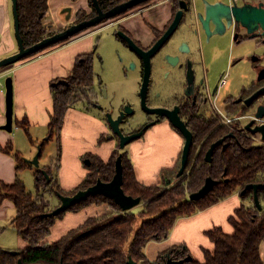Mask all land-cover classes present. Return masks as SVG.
Wrapping results in <instances>:
<instances>
[{
  "label": "trees",
  "instance_id": "16d2710c",
  "mask_svg": "<svg viewBox=\"0 0 264 264\" xmlns=\"http://www.w3.org/2000/svg\"><path fill=\"white\" fill-rule=\"evenodd\" d=\"M49 1L18 0L21 37L27 49L71 26L53 32L44 25V19L49 12ZM126 1L129 0H98V3L100 9L107 12ZM148 3L150 2H146ZM89 4L91 13L77 12V19L73 24L88 21L97 15L93 1L89 0ZM69 40L71 39L61 41L59 44ZM45 50L30 55L21 62ZM93 59V54L81 55L66 80L68 84L53 88L55 106L48 127L49 139L40 145V153L42 157L48 142L55 141L58 146L57 167L61 157L60 141L66 113L76 103L87 98V90L95 80ZM226 111L229 118L245 116L249 112L236 108L233 104ZM231 125V127L222 125L217 117L198 121L194 126V144L185 174L178 176L181 154L173 170L162 171L165 186L163 190L161 186L147 187L139 183L131 159L127 153H123L122 188L127 196L141 199L142 210L136 215L133 211H122L110 198L101 195L90 197L74 205L68 212L79 213L94 205L109 204L112 213L89 219L84 225L70 231L59 242L51 245L46 242L51 235V229L67 212L49 216L53 209L46 195L73 197L79 191L93 187L98 180L104 183L111 182L116 174V162L121 153L119 151L113 153L107 163L95 156H86L85 159L91 161L89 175L73 192L61 190L58 182H55L51 168L36 169L34 176L37 195L34 196L26 190L20 176L15 184L9 185L0 181V205L9 200L16 206L17 216L12 224L26 244L21 251L0 249V264H18L19 261L23 264H128L129 258L137 264H164L169 257L173 260H184L190 256L189 250L185 247L162 254L154 263L147 259L145 249L151 242L166 240L176 222L182 217H191L198 211L207 210L236 193L251 206L242 205L229 219L234 233L226 234L219 227L213 228L207 233L211 244H214L213 252H204V263L193 260L185 264H264L260 254L264 243V190L258 191L261 211L257 209L253 191L243 194L249 185L264 184V145H259L256 136L246 132L240 121ZM19 127L30 135L28 121ZM106 139L102 137L101 141ZM221 140H225L224 144L215 149L212 162L207 163L206 155L209 149ZM0 149L3 153L13 155L18 163L17 175L26 167L32 169L29 165L22 166L25 162L11 144ZM210 178L216 182L211 193L196 202L189 200L190 195L203 189Z\"/></svg>",
  "mask_w": 264,
  "mask_h": 264
},
{
  "label": "crops",
  "instance_id": "0c3cea01",
  "mask_svg": "<svg viewBox=\"0 0 264 264\" xmlns=\"http://www.w3.org/2000/svg\"><path fill=\"white\" fill-rule=\"evenodd\" d=\"M252 1L258 2L261 0ZM150 3L151 5L146 9L144 15L145 20L151 23L157 21L158 24L169 18L170 10L168 9L167 0H153ZM90 8L89 0H50L49 12L44 19V25L57 30L62 29V27L65 28L69 24L72 26L77 19V12L91 13L89 12ZM67 9H71L72 13L69 21L67 20L69 13H64V10ZM125 24L130 28L144 27L142 17L138 12L132 13ZM14 25L13 0H0V62L5 58L14 56L19 51ZM94 36L93 33L89 32L80 34L65 43L48 48L39 55L30 57L29 60L17 63L13 67L1 68L0 147L6 148L11 144L15 151L22 156L25 162L22 166L29 165L32 167V169L26 167L17 175L18 163L13 155L3 153L0 149L1 182L9 185L15 184L19 176L24 182L23 175L26 172L34 176L36 169L47 170L54 163H57L58 146L54 141L48 142L51 146L49 151L47 149L48 153L46 151L42 157L40 156L39 168L32 166L28 161H32L40 153V145L48 141H46L49 135L48 127L55 106L53 101V88L55 87H53V84L68 79L81 55L94 53L96 50L93 42ZM254 43L256 44L255 41H252L250 46H253ZM8 78H12V88H14V125L12 133L2 129L7 123V88L5 84ZM25 121H28L30 135L19 127ZM62 131L60 141L62 149L56 181L61 190L73 192L89 175L91 165H86V161L90 160L85 159V157L95 156L107 163L111 160L113 153L118 151V146L113 139L107 138L106 141H101V138L108 134L109 129H107L99 115H96L81 102L76 103L66 113ZM257 136L261 139L260 135H256V139ZM31 140L33 143H31ZM183 147V138L177 136L168 127H161L150 132L144 138L136 139L133 144L126 147L125 152L132 161L134 173H136L139 183L152 187L159 186L163 182L162 173L164 171L173 170L176 167ZM26 190L31 193L27 188ZM46 197L52 205L53 211L61 206L57 196L49 194ZM249 204L236 193L207 210L198 211L191 217H182L176 222L166 240L154 241L147 245L145 249L147 259L154 263L158 261L159 256L162 254L185 247L189 250L192 259H194V255H197L203 258L205 262L204 252H213L214 249V244H211L207 233L212 231L213 228L219 227L226 234H233L234 228L229 224V219L235 215L236 210L240 209L242 205L248 206ZM110 213H112V208L109 204L94 205L79 211V213L67 211L64 218L57 221L51 229V235L46 242L50 245L57 243L67 233L84 225L89 219L109 215ZM16 216V206L11 201L5 200L0 205V234L6 230L13 231L22 240L12 224ZM23 244L25 243L23 242ZM0 249L3 248L0 247ZM260 254L264 261V243L261 246Z\"/></svg>",
  "mask_w": 264,
  "mask_h": 264
},
{
  "label": "flooded vegetation",
  "instance_id": "af4514ba",
  "mask_svg": "<svg viewBox=\"0 0 264 264\" xmlns=\"http://www.w3.org/2000/svg\"><path fill=\"white\" fill-rule=\"evenodd\" d=\"M176 1L178 0H167L170 16L161 23L157 24V21L151 23L144 19L150 3L134 8L115 19L104 21L101 25L87 31L93 34L103 30L112 33L116 41L113 54L116 57L118 73L114 82L106 81L100 76L96 79L95 73V80L87 90V98L80 102L101 117L109 129L105 137L113 139L117 143L118 151L122 154L127 152H125L126 148L120 150L121 135L126 138L141 135V138H144L156 129L168 127L177 136L183 138L185 145L182 131L174 127L173 122L180 121L194 135V126L198 121L213 117L220 119L215 108L227 114V108L233 104L236 108L246 109L249 114L252 113L247 118L240 116L234 118L238 119L235 122L240 121L241 125L242 120L248 119V122L242 125L245 129L255 119L257 109L264 107V94L250 106L247 105L255 94L264 90L262 32H255L253 37L234 21L230 28L227 27L234 46L244 53L236 59L233 66L244 63L248 69L250 67L251 73H255V76L250 80V84L239 92L237 98H228L221 110L218 106L220 101L218 95L225 84L219 85L218 79L213 82L211 76L218 70L216 51L221 48L225 37L211 38L205 33L200 19V14L205 11L203 0ZM182 1L187 3L190 13L183 15L176 29L164 40L173 26L177 13L181 10ZM209 1L211 4L220 1L231 7L234 5L242 7L246 4L264 7V0L258 2L252 0ZM134 12L141 15L144 27H134L137 28L134 29L126 26V20L130 19ZM252 41L256 42L255 50H251L253 52L249 51ZM97 47L93 53V71L95 61L100 58ZM101 61L104 66L102 70L104 75L108 74L110 70H108L107 60L104 58L103 61L101 58ZM110 123L118 124L120 134L111 129ZM263 123L264 120L257 121L254 127Z\"/></svg>",
  "mask_w": 264,
  "mask_h": 264
},
{
  "label": "water",
  "instance_id": "95a60500",
  "mask_svg": "<svg viewBox=\"0 0 264 264\" xmlns=\"http://www.w3.org/2000/svg\"><path fill=\"white\" fill-rule=\"evenodd\" d=\"M95 10L97 12V16L88 19V21H84L79 24H73L71 27H69L67 30L61 31L58 34L48 37L44 39V41L40 42L39 44H36L34 46H31L30 48H26L23 44L22 37H21V29H20V20L18 15V0H13V15L15 16V25L14 29H16V39L17 43L19 44V51L14 56H11L9 58H5L4 60H1L0 62V70L1 68H6L10 66H14L17 63L21 62L22 60L26 59L30 55L37 54L41 51H44L46 48H51L52 46L58 45L59 42L73 39L75 36H78L80 34H83L87 32L89 29L95 28L99 25H101L104 21H109L112 19L117 18L118 16L125 15L132 11V9L137 8L143 4H146V2H151L153 0H130L128 2L118 4L113 9L104 12L100 9L98 0H92ZM204 5V13L200 14L201 22L203 23V28L205 33L208 37H224L228 34L227 27L230 28L231 23L237 22L240 24L243 28H245L249 35H252L255 37L254 33L261 31L262 36H264V7L262 5L254 6L252 4H246L242 7H238L237 5L226 6L220 1L216 4H211L209 0H203ZM187 3L182 1L180 3V11L176 15V19L173 23V26L171 27L170 31L165 35L164 40L176 29L177 23L180 21V19L183 17L185 13L189 14L190 11L187 9ZM64 13H69V17L67 20H70L71 9L64 10ZM132 45V43L130 41ZM67 81L60 80V82L53 84V87L58 88L60 85H67ZM12 78H8L5 84V87L7 88V95H6V103H7V123L2 127V129L6 130L7 132L12 133L13 125H14V118H13V110H14V103H13V93L14 88H12ZM264 94V90H261L257 94H255L254 97L250 101L247 102V105L250 106L253 101L258 99L260 96ZM264 120V107H259L256 112L255 119L246 126L245 130L250 132L252 135H260L261 139L264 141V123L263 125L254 127V123L257 121H263ZM174 127L180 129L182 131L185 145L182 151V161H181V168L180 172L178 174L179 177L183 176L185 174V170L188 166L189 159H190V152L192 149V146L194 144L193 141V134L186 129V127L180 122H173ZM111 129L115 131V133L120 134L118 127V124H111ZM121 141H120V150H124L127 145H129L132 141L141 138V135H137L136 137H130L126 138L123 135H121ZM49 138L46 139V141ZM225 140H221L211 146L209 149V152L207 153L206 161L207 163L212 162L213 153L217 147H220L224 144ZM122 153L119 155L118 160L116 162L115 167V176L111 182L104 183L101 180H98V182L93 185V187L88 188V190L85 191H79L78 194H76L73 197L68 196H58L60 200L61 206L52 211L49 216H58L64 212H67L70 210L74 205L79 204L82 201H86L90 197L101 195L106 198L112 199L124 212L132 211L133 209L137 208L139 205L142 204L141 199L137 198L134 199L130 196H127L124 188H122L123 185V158ZM40 156L41 153L37 154L32 161H28L32 166L34 165L36 168L40 167ZM86 165L90 166L91 162L86 161ZM45 174V173H44ZM170 183V182H169ZM216 182L210 178L206 181L205 186L203 189H201L199 192H196V194H192L189 197V200L192 202H196L204 197H206L211 191L215 188ZM264 190V184H255V185H249L243 192L245 194L248 191H253L255 198V204L257 206V209L259 211L262 210V205L260 202V198H258V191ZM17 255V253H15ZM191 256H188L184 260H173L172 258L166 259L164 264H185L193 261ZM18 264H23L22 261H19ZM128 264H137L136 262L132 261L131 258L128 259Z\"/></svg>",
  "mask_w": 264,
  "mask_h": 264
},
{
  "label": "rangeland",
  "instance_id": "374dc122",
  "mask_svg": "<svg viewBox=\"0 0 264 264\" xmlns=\"http://www.w3.org/2000/svg\"><path fill=\"white\" fill-rule=\"evenodd\" d=\"M91 9V8H90ZM92 9L89 11L91 12ZM70 26V24H69ZM65 29L62 27L63 30ZM57 29H51L50 31L53 32H59ZM87 33V32H86ZM95 36L93 37L94 47H97V53H100V58H97V60L94 63V71L96 73V79L97 77H101L105 79L106 81L114 82L117 79V73H118V67L116 66V57L113 54L114 44L115 40L112 37L111 32H107L106 30H103V32L95 33ZM224 40L222 42L221 48L216 51L217 52V67L218 70L212 74L211 79L212 81H216L218 79L219 85L225 82V85L221 88V91L219 92V104L220 109L223 110L225 106V101L230 97L237 98V95L239 92L246 86L250 84V80L255 76V73H251L250 67L242 64H236L233 66V63L236 61L237 58H240L243 52H241V49L234 46L233 39L230 37V34L224 36ZM255 43L253 46L251 45L249 48V51L255 50ZM125 52V51H124ZM104 61V58L107 60V66L108 70L110 72L108 74L104 75V72L102 71L104 66L101 61ZM221 84V85H222ZM87 89V88H86ZM218 109V108H217ZM251 114H246L244 117L240 116L241 118H247L248 116H251ZM228 116V115H227ZM234 119V118H231ZM248 119L242 120V125L246 124ZM258 144L264 145L261 142L262 139H260L259 136H257ZM52 142V141H51ZM55 142V141H54ZM46 151L48 149L49 151V143L47 145ZM45 151V153H46ZM47 151V153H48ZM52 175H54L55 182L57 180V163H54L51 167ZM23 180L26 184V188L33 194H37V190L35 189V178L32 176L31 173L26 172L25 175H23ZM159 186L160 188L165 189L164 183L162 182ZM251 204L248 205L250 207ZM142 210V205H139L137 208L133 209V213L138 215V212ZM0 247L4 250H11V251H21L25 248V244H23V241L18 238L17 235L13 231L6 230L4 233L0 234ZM194 259L200 262H204V259L200 256L194 255Z\"/></svg>",
  "mask_w": 264,
  "mask_h": 264
},
{
  "label": "built area",
  "instance_id": "2783aa9c",
  "mask_svg": "<svg viewBox=\"0 0 264 264\" xmlns=\"http://www.w3.org/2000/svg\"><path fill=\"white\" fill-rule=\"evenodd\" d=\"M224 84H225V82H224ZM215 111H216V113L218 114V116L220 117V119H221V122H222V125H225V126H228V127H231L232 125V123L233 122H235L236 120H238V119H231V118H229L228 116H227V114L226 113H224V112H220L219 110H217L216 108H215ZM240 119V118H239ZM234 131V130H233ZM257 142H258V140H257ZM262 144H264V142H261Z\"/></svg>",
  "mask_w": 264,
  "mask_h": 264
}]
</instances>
